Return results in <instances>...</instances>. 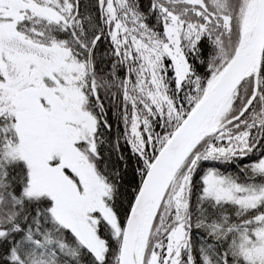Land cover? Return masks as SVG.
Returning <instances> with one entry per match:
<instances>
[{
  "label": "snow or ice",
  "instance_id": "6c2138e0",
  "mask_svg": "<svg viewBox=\"0 0 264 264\" xmlns=\"http://www.w3.org/2000/svg\"><path fill=\"white\" fill-rule=\"evenodd\" d=\"M0 264H264V0H0Z\"/></svg>",
  "mask_w": 264,
  "mask_h": 264
}]
</instances>
